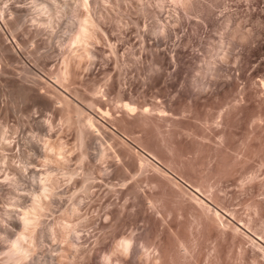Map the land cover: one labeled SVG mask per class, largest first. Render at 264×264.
Here are the masks:
<instances>
[{
	"label": "rangeland",
	"instance_id": "rangeland-1",
	"mask_svg": "<svg viewBox=\"0 0 264 264\" xmlns=\"http://www.w3.org/2000/svg\"><path fill=\"white\" fill-rule=\"evenodd\" d=\"M0 264H264V0H0Z\"/></svg>",
	"mask_w": 264,
	"mask_h": 264
},
{
	"label": "bare ground",
	"instance_id": "bare-ground-1",
	"mask_svg": "<svg viewBox=\"0 0 264 264\" xmlns=\"http://www.w3.org/2000/svg\"><path fill=\"white\" fill-rule=\"evenodd\" d=\"M83 26H84V25H83ZM81 29H82V28H81ZM84 29H86V28H84ZM81 31H82V30H81ZM85 31H86V30H85ZM85 31H83V32H85ZM34 196H35V195H34ZM34 201L37 202V199L34 200ZM31 202H32V201H31ZM29 209H30V208H29ZM33 209H34V208H33ZM22 212H23V211H22ZM26 212H27V211H26ZM29 212H30V210H29ZM23 213H24V212H23ZM24 215H25V214H24ZM21 216H23V215H21ZM27 217H28V216H26V217L23 216V219H22L23 221H22V223H24V224L27 223V224H28V221H29V222H30L29 225H30V224H31V220H30L29 218H27ZM19 219H20V218H19ZM33 219H35V218H33ZM20 220H21V219H20ZM21 233H23V232H21ZM23 234H24V233H23ZM16 240H17V239H16ZM18 245H19V244H18ZM12 247H13V246H11V248H12ZM15 247H17V246H15ZM15 247H14V249L12 250V251H13L12 256H13L14 254H16L15 251L17 250V248L15 249ZM18 247H19V246H18ZM11 248H10V249H11ZM19 248H20V247H19ZM23 248H24V247H23ZM18 251H19V250H18ZM18 251H17V252H18ZM9 252H11V250H10ZM9 252H8V253H9ZM10 254H11V253H9V255H10ZM14 257H15V259H16V256H14ZM17 257H18V256H17ZM18 258L21 259L20 257H18ZM15 259H14V260H15ZM19 259H17V260L19 261Z\"/></svg>",
	"mask_w": 264,
	"mask_h": 264
}]
</instances>
